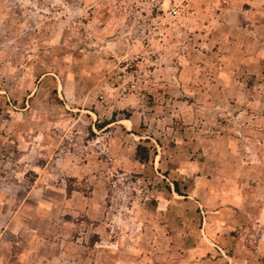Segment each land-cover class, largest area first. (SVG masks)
Listing matches in <instances>:
<instances>
[{"label": "rangeland", "instance_id": "1", "mask_svg": "<svg viewBox=\"0 0 264 264\" xmlns=\"http://www.w3.org/2000/svg\"><path fill=\"white\" fill-rule=\"evenodd\" d=\"M0 264H264V0H0Z\"/></svg>", "mask_w": 264, "mask_h": 264}, {"label": "trees", "instance_id": "2", "mask_svg": "<svg viewBox=\"0 0 264 264\" xmlns=\"http://www.w3.org/2000/svg\"><path fill=\"white\" fill-rule=\"evenodd\" d=\"M136 149L139 151L137 160L139 162L144 161L146 159V156H145V153H142V152H144L145 149L143 147H140V146H138Z\"/></svg>", "mask_w": 264, "mask_h": 264}, {"label": "built area", "instance_id": "3", "mask_svg": "<svg viewBox=\"0 0 264 264\" xmlns=\"http://www.w3.org/2000/svg\"><path fill=\"white\" fill-rule=\"evenodd\" d=\"M172 13H173V14H175V12H174V11H173Z\"/></svg>", "mask_w": 264, "mask_h": 264}]
</instances>
